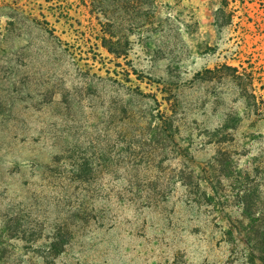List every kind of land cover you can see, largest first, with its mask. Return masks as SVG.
Here are the masks:
<instances>
[{
	"label": "rangeland",
	"instance_id": "rangeland-1",
	"mask_svg": "<svg viewBox=\"0 0 264 264\" xmlns=\"http://www.w3.org/2000/svg\"><path fill=\"white\" fill-rule=\"evenodd\" d=\"M68 150L94 170L85 191L56 177ZM210 166L226 177L217 205L203 198ZM242 210L259 219L250 236ZM57 227L70 234L55 257ZM252 248L264 249V0H0V264H264Z\"/></svg>",
	"mask_w": 264,
	"mask_h": 264
},
{
	"label": "trees",
	"instance_id": "trees-1",
	"mask_svg": "<svg viewBox=\"0 0 264 264\" xmlns=\"http://www.w3.org/2000/svg\"><path fill=\"white\" fill-rule=\"evenodd\" d=\"M101 46L102 48L110 55L114 56L115 58H122L125 57V53L122 49V47L119 45V42H114L112 38L107 39L105 37L100 38ZM128 74V73H127ZM132 74L136 75V70L132 69ZM158 126L161 128V130L165 133L166 138L170 140V142L175 144L174 136L171 133V126L172 123L168 118H165L163 115H161L158 111ZM178 156H183L184 158H188V155L177 153ZM53 165L56 168L55 170H63L58 171L56 174V177L59 180H65L68 184L64 187L68 190V186H75L82 189L81 187L89 188L91 187L95 182V173L94 170L90 168V164L88 163L87 159L80 158L79 154L73 150L64 151V153H61L59 155H55L53 159ZM53 167H47V171H52ZM213 171L212 166L205 168L201 167L200 173H201V180L206 187V189L209 190V193H203V198L207 202L208 205H217L219 203V187L222 186V180H224L226 177L214 178L210 174V170ZM55 176V175H53ZM225 176V175H224ZM187 186V185H186ZM86 189H82V191H85ZM78 200H81L78 198ZM75 212H84L86 211L85 203H75L74 205ZM243 211V210H242ZM76 213V214H78ZM243 219L248 220V226L247 228L238 230L239 236H250V233L248 232V229L252 230L255 227H258L257 223L259 219H254L251 217L250 213L247 211H243L242 213ZM234 224V223H233ZM244 223L240 221V226H242ZM231 226V225H230ZM233 226V225H232ZM243 227V226H242ZM239 228V227H238ZM244 232V235H243ZM64 234H70L68 231L62 232L59 227L52 229L50 233V240L48 244L45 246L44 249L47 250V252L51 256H58L60 255L64 247L68 244V236L65 237L66 239H63ZM226 234L229 237V240L232 242H235L234 239V229L229 227L226 231ZM242 238V237H241ZM246 247H249L251 244V241L249 239L247 241H244ZM257 246V243H256ZM257 248V247H256ZM256 252H259L261 254L260 256L264 260V249H260L257 251L255 248L251 249L252 255H254Z\"/></svg>",
	"mask_w": 264,
	"mask_h": 264
}]
</instances>
